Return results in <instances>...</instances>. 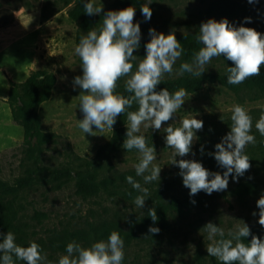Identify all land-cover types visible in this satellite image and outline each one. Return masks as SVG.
I'll use <instances>...</instances> for the list:
<instances>
[{
    "label": "rangeland",
    "instance_id": "374dc122",
    "mask_svg": "<svg viewBox=\"0 0 264 264\" xmlns=\"http://www.w3.org/2000/svg\"><path fill=\"white\" fill-rule=\"evenodd\" d=\"M216 1L151 0L149 7L153 15L150 21H145L140 11L147 0L132 6L136 9L134 23L138 22L141 28L140 48L134 52L138 57L137 65L146 55L144 45L151 39L150 28L165 35L174 32L177 40L185 35H197L203 22L225 19L210 16L209 8ZM233 1L239 3L242 10L234 19L226 18L229 23L264 34V0L254 4L247 0ZM116 2L94 0L97 6L103 4L104 12L112 10ZM73 6L74 3L64 7L60 0H0V233L11 231L17 245L22 247L37 243L42 254H47L50 264H58L60 256L67 255L68 243L75 241L88 248L95 242L107 241L112 231L126 234L139 228L149 209L178 199L186 206L182 211H169V231L158 235L140 233L130 242L121 236L125 242L123 264H216L219 261L206 252L210 241L202 229L209 222L223 228L225 238H228V231L235 228L237 220H242L252 235L264 239V227L257 223L259 209L256 207V201L264 194V137L255 129L256 121L264 113V96L255 98L249 91L234 92L219 83L205 81L200 91L189 94L176 117L162 125L178 127L185 117L202 120L203 131L196 133L199 139L192 149L195 156L176 159L195 160L209 171L223 174L225 169L207 153L214 152V146L229 132L232 106L245 107L252 116L251 134L257 143L248 145L245 150L251 159V170L240 177L238 183L229 177L226 191L211 195L202 191L190 196V190L183 186L178 175L179 168L171 165L173 150L166 147L164 130L158 132L141 127L137 135H144L148 146L154 145L157 152L154 163L162 169L160 182L144 184L142 177L135 173L134 166L140 159L137 150H124L123 144L115 151L104 150L113 132L85 136L77 125V120L83 119L79 100L75 98L81 90L78 87L73 90V80L82 76V68L74 49L81 37L78 24L68 15ZM246 17L252 22L243 23ZM184 62L181 56L174 70ZM229 65L230 61L223 56L213 58L202 77L221 73ZM34 71L53 73L57 79L52 98L43 105L41 116L43 131L55 133L58 140L47 146L39 167L28 158L23 129L12 119L7 103L10 82L23 83ZM186 76L194 77L189 73L174 74L171 77L165 75L164 80ZM121 84H125V79ZM93 131H96L95 127ZM202 145L203 156L200 154ZM56 173L60 174L57 176ZM128 173L134 174L135 180L149 189L142 209L134 204L135 197L142 193L120 179ZM80 174L93 175L96 182L114 180L116 186L82 197L77 194V176ZM242 184L252 185L254 193L239 195L237 189ZM193 200L195 204L191 202ZM253 212L257 213L255 217ZM250 240L251 236L243 242ZM16 264L24 262L16 261Z\"/></svg>",
    "mask_w": 264,
    "mask_h": 264
},
{
    "label": "clouds",
    "instance_id": "9594fccd",
    "mask_svg": "<svg viewBox=\"0 0 264 264\" xmlns=\"http://www.w3.org/2000/svg\"><path fill=\"white\" fill-rule=\"evenodd\" d=\"M247 2L254 4L259 0ZM150 4L151 0H147L140 8L145 21H150L153 15ZM83 6L88 16L104 13L100 29L88 31L74 49L82 68V76H76L73 80V90L77 87L81 90L75 98L79 100L78 107L83 119L77 120V125L85 136L95 137L98 132H113L117 118L127 114L128 126L122 148L127 151L135 149L140 153L139 162L134 167L136 176L142 177L144 184L157 180L160 182L162 169L154 163L157 160L154 145L148 146L146 137L137 135L141 127L158 132L164 130L166 147L173 150L171 165L179 168L178 175L182 178L183 186L190 190V196L202 191L207 195L226 191L229 177L238 183L239 178L251 170V159L245 150L248 145L255 146L257 143L256 137L251 134L253 119L248 110L239 104L232 106L229 132L214 146V152L207 153L225 171L223 174L211 172L195 160L176 159L195 156L192 149L199 139L196 133L203 131L202 120L185 117L180 120L178 127L172 124L162 127L176 117L189 93L184 88L170 93L167 88L157 91V87L165 75L171 77L189 73L194 77H202L206 65L213 58L222 56L234 65L227 67L228 84L240 85L247 79L259 76L264 68V34L253 28L236 27L226 18L220 22L209 19L200 25L196 40L203 46L194 54L193 61L181 63L179 69L174 70V65L184 53L181 43L174 32L165 35L150 28L151 39L144 45L146 55L139 60L133 72V62L138 59L134 52L139 50L141 41L140 24L134 23L136 9L129 6L119 11L104 12L103 4L97 6L94 0H84ZM251 22L250 17L243 21ZM39 78L44 79L43 76ZM121 79H125V91L131 95L124 96L116 92ZM134 104L138 105V110L129 111ZM94 127L96 131H93ZM255 129L264 137V113L256 121ZM200 154L205 155L203 145ZM126 181L142 193L134 200L136 207L142 209L149 189L132 176H127ZM191 202L195 204L194 200ZM256 207L259 209L257 223L264 227V194L256 201ZM148 215L155 224L158 220L156 209H149ZM252 215L255 217L257 213L253 212ZM237 221L235 228L228 231V238H225V230L212 222L202 228L210 241L206 247L208 256L220 264H264V239L252 235L244 221ZM148 232L156 235L160 229L149 227ZM249 236L250 242H243ZM15 241L16 237L11 231L0 233V264H16V261L50 264L47 254H42L37 243L31 242L29 246L22 247ZM124 243L118 231H112L107 241L95 242L88 248L73 241L67 244V255L60 256L58 264H123Z\"/></svg>",
    "mask_w": 264,
    "mask_h": 264
},
{
    "label": "trees",
    "instance_id": "16d2710c",
    "mask_svg": "<svg viewBox=\"0 0 264 264\" xmlns=\"http://www.w3.org/2000/svg\"><path fill=\"white\" fill-rule=\"evenodd\" d=\"M64 2V7H68L74 3V6L68 11L70 19L76 22L79 26L80 37L83 33L93 29L97 30L100 20L103 19L104 13L99 16H88L84 9V0H60ZM141 0H117L113 5V11H119L129 6H138ZM242 7L239 3L233 0H218L214 2L209 8V14L212 17H220L227 19H234L241 12ZM197 35H185L178 39L181 43L184 53L182 57L184 61L190 62L194 59V54L197 53L202 44L196 40ZM134 63L133 72L136 70L137 63ZM234 65L230 61L229 67ZM227 70L221 73H213L198 79V77H180L177 79L164 80L161 85L157 87V91L167 88L170 93H174L180 88L187 90L189 94H195L200 91L205 81L210 83H219L225 88L234 91H249L255 94V98L264 96V68L261 69L259 76L247 79L240 85H230L227 83ZM43 76L44 79L39 77ZM116 89L118 94L124 96L131 95L125 91V84H121ZM57 79L53 73L45 71H34L30 74L27 80L23 83L10 82L7 103L9 105L12 119L18 123L24 134V144L26 146V153L30 160H33L38 167L41 165L42 156L48 145L54 144L58 140V136L53 132H46L42 129L41 112L43 105L50 101L53 91L56 87ZM138 110V105H133L129 111ZM127 114H123L117 118V122L113 126V135L111 141L104 147V150H117L126 139L127 131ZM60 173H56L58 176ZM127 176L134 174H124L120 179L126 181ZM116 186L114 180L104 179L96 182L93 175L80 174L77 176V194L82 197H88L98 194L101 190L109 191ZM254 188L250 184H242L238 187L237 193L241 196H247L254 193ZM186 204L178 199L172 200L168 205L157 204L155 209L158 220L153 224L151 218L147 214L139 224V228H133L128 233L121 235L125 241L130 242L136 239L140 233L153 235L148 232L149 227H157L160 229L159 234L170 230L171 224L169 221V211H182ZM158 235V234H156ZM220 264V262L216 263Z\"/></svg>",
    "mask_w": 264,
    "mask_h": 264
}]
</instances>
